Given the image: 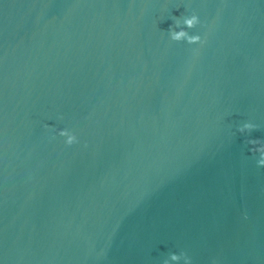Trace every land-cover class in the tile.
Listing matches in <instances>:
<instances>
[{
	"label": "water",
	"instance_id": "95a60500",
	"mask_svg": "<svg viewBox=\"0 0 264 264\" xmlns=\"http://www.w3.org/2000/svg\"><path fill=\"white\" fill-rule=\"evenodd\" d=\"M249 135L264 0H0V264H264Z\"/></svg>",
	"mask_w": 264,
	"mask_h": 264
},
{
	"label": "clouds",
	"instance_id": "9594fccd",
	"mask_svg": "<svg viewBox=\"0 0 264 264\" xmlns=\"http://www.w3.org/2000/svg\"><path fill=\"white\" fill-rule=\"evenodd\" d=\"M200 16L195 12L189 15H182L178 18L175 24L171 25L168 30V35L171 40L179 42L187 39L190 44L201 42L202 36L199 33H190L189 28H194L200 23ZM260 127L257 123L251 120L243 121L237 126L239 133L250 134L254 129ZM59 134L66 137V143L73 144L78 141L77 135L67 128L60 129ZM258 139L248 137V142L257 144L256 161L259 166H264V144L254 143ZM161 264H193L192 257L185 250L172 251L168 253L161 261Z\"/></svg>",
	"mask_w": 264,
	"mask_h": 264
}]
</instances>
